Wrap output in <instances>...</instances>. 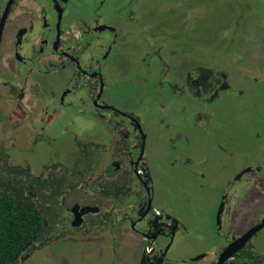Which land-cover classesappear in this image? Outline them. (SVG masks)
I'll return each mask as SVG.
<instances>
[{
    "label": "flooded vegetation",
    "instance_id": "flooded-vegetation-1",
    "mask_svg": "<svg viewBox=\"0 0 264 264\" xmlns=\"http://www.w3.org/2000/svg\"><path fill=\"white\" fill-rule=\"evenodd\" d=\"M138 3L0 0V105L12 104L11 126L41 137L56 109L109 133L102 141L68 132L65 160L41 168L0 143L41 207L35 248L78 240L102 253L107 245L96 242L118 238L137 246L133 264H233L244 255L264 264V65L193 61L186 39L152 32ZM134 26L144 28L141 49L127 45ZM178 198L185 215L205 211V232L199 218L185 223ZM189 230L193 254L172 257ZM209 239L211 251L201 246Z\"/></svg>",
    "mask_w": 264,
    "mask_h": 264
},
{
    "label": "rangeland",
    "instance_id": "rangeland-1",
    "mask_svg": "<svg viewBox=\"0 0 264 264\" xmlns=\"http://www.w3.org/2000/svg\"><path fill=\"white\" fill-rule=\"evenodd\" d=\"M138 7L142 9V16L147 17L151 23L150 30L155 34L161 33L167 37L182 35L186 39L188 55L193 56V61L206 63L212 60L215 63L224 62L230 68H251V66L264 65V0H138ZM136 26L131 28L127 43L130 48L141 49L144 42L143 30ZM149 31V29H148ZM143 40V41H142ZM191 58L188 57V63ZM219 65H222L218 63ZM262 97L260 103H264V84L259 85ZM12 104L0 105V143L9 141L12 147L10 155L18 163L26 162L34 168H41L59 160H65L64 152L69 146L71 139L68 132H78L82 140L104 139L109 137L107 127L102 123H92L87 118L79 116L71 117L54 110L58 118L49 117L44 126L43 135L38 138L25 133L24 125H11L14 120L8 107ZM62 114V115H61ZM19 115V111H18ZM30 141V145H29ZM12 143V144H11ZM155 156L163 160L160 150L154 148ZM40 169L35 171L38 173ZM208 187L205 193L210 195ZM205 195V194H204ZM175 202L178 214L189 218L185 220L189 224L192 217L198 221L205 232L202 221L207 217L204 210L188 211L185 215L181 199ZM199 201V199H198ZM201 201V200H200ZM174 204V202H172ZM203 206L205 204L201 201ZM172 204V206H174ZM264 205V202L262 203ZM254 210L251 213H254ZM244 225H249L250 214ZM244 225H241L244 226ZM182 243H175L171 249V256L184 258L193 254L191 244V230L185 232ZM225 234V231L223 232ZM63 239H66L64 237ZM264 239V233H263ZM209 239L206 246H201L211 251L213 245ZM97 245L105 246L106 251L100 252V248L83 241L59 240L44 247L35 248L23 261L17 264H133L132 258L137 246H132L120 239L115 241L96 242ZM197 244V243H195ZM198 245V244H197ZM199 246V245H198ZM197 248V246H195ZM209 252V251H208Z\"/></svg>",
    "mask_w": 264,
    "mask_h": 264
},
{
    "label": "trees",
    "instance_id": "trees-1",
    "mask_svg": "<svg viewBox=\"0 0 264 264\" xmlns=\"http://www.w3.org/2000/svg\"><path fill=\"white\" fill-rule=\"evenodd\" d=\"M25 173L20 167L7 166L0 155V264H16L33 251L44 226L39 202L27 194ZM233 264L255 263L244 255Z\"/></svg>",
    "mask_w": 264,
    "mask_h": 264
},
{
    "label": "water",
    "instance_id": "water-1",
    "mask_svg": "<svg viewBox=\"0 0 264 264\" xmlns=\"http://www.w3.org/2000/svg\"><path fill=\"white\" fill-rule=\"evenodd\" d=\"M233 251H234V250H233ZM231 253H232V252H231ZM231 253H229V254H228V256H230V254H231ZM228 256H225V259H227V258H228Z\"/></svg>",
    "mask_w": 264,
    "mask_h": 264
}]
</instances>
